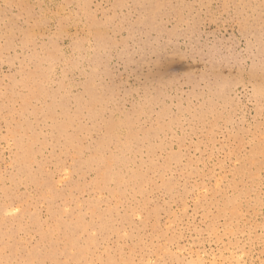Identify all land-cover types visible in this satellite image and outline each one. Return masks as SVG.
Wrapping results in <instances>:
<instances>
[{"label": "rangeland", "instance_id": "1", "mask_svg": "<svg viewBox=\"0 0 264 264\" xmlns=\"http://www.w3.org/2000/svg\"><path fill=\"white\" fill-rule=\"evenodd\" d=\"M0 264H264V0H0Z\"/></svg>", "mask_w": 264, "mask_h": 264}, {"label": "bare ground", "instance_id": "2", "mask_svg": "<svg viewBox=\"0 0 264 264\" xmlns=\"http://www.w3.org/2000/svg\"><path fill=\"white\" fill-rule=\"evenodd\" d=\"M18 147L22 150V145L21 144H19ZM25 151H26V149H24V151H22V152L25 153Z\"/></svg>", "mask_w": 264, "mask_h": 264}]
</instances>
